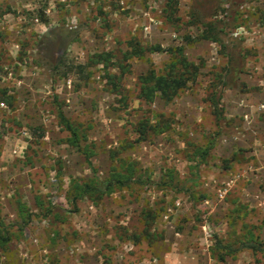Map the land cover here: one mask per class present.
Returning a JSON list of instances; mask_svg holds the SVG:
<instances>
[{"label": "rangeland", "instance_id": "rangeland-1", "mask_svg": "<svg viewBox=\"0 0 264 264\" xmlns=\"http://www.w3.org/2000/svg\"><path fill=\"white\" fill-rule=\"evenodd\" d=\"M177 1L168 21L166 0H0V234L11 238L0 264H264V0ZM209 25L219 42L197 39ZM131 41L184 45L199 77L171 103L146 104L139 77L170 55L127 58ZM104 52L112 61L96 64ZM145 115L160 124L137 142ZM118 150L145 185L78 197L109 177Z\"/></svg>", "mask_w": 264, "mask_h": 264}, {"label": "trees", "instance_id": "trees-1", "mask_svg": "<svg viewBox=\"0 0 264 264\" xmlns=\"http://www.w3.org/2000/svg\"><path fill=\"white\" fill-rule=\"evenodd\" d=\"M229 9L234 3L231 1L227 2ZM178 9L177 0H166L165 11L167 12V20L172 21ZM228 9L226 10V13ZM213 26H208L206 30L197 38L199 40H210L219 42V37L217 36ZM211 29V30H210ZM212 31L214 33H212ZM187 45L195 42V39L187 36L185 37ZM129 51L126 53L127 58L139 57L144 58L147 54L153 53H168L170 55L169 62L165 65L163 71L158 72L154 68H150L146 73L142 74L138 80L140 100L144 101L146 104H151L157 99H160L163 103L169 104L175 98H177L182 91H184L190 83L197 80L200 75V66L196 63L190 61L186 55L185 46L171 47L168 49L162 48L160 45H143L138 41H131L128 44ZM241 51L238 49L236 51H230L229 53V66L226 74V79L224 84L228 86H236L238 84L239 75L243 72V66L240 63ZM99 60H95V63H104L107 65L113 59V54L111 52H104L96 56ZM115 78L113 74H109V79L112 81ZM6 99V93L3 92L0 101ZM215 103V114L221 117V110L218 106L219 99ZM162 117V116H158ZM60 124L62 127L70 134L68 141L71 145L77 147L79 151L83 153L87 161H89L91 156V148H83L80 145V135L78 133L77 127L65 116V114L60 111L58 115ZM159 121H154L151 116L145 115L135 126V132L138 135L137 142H146L150 137L157 132L159 126ZM119 150L116 152H111V159L113 161V169L108 178L103 180H96L91 183H85L83 185L77 186L78 197L85 198L89 197L93 202L103 199L104 196L111 194L117 189H123L131 187L133 184L145 185V183L140 179V177L135 176V168L133 163L125 162L123 157H119ZM150 185H155L157 187L162 186H174V178H170L168 182H152ZM51 211V209H49ZM153 214V213H152ZM150 215L152 221L154 216ZM151 226L148 224L145 228V237L151 239L154 234L151 233ZM9 236H1L0 234V245L10 241ZM217 246L222 249H227L231 252H236L242 249H252V250H263L260 245L243 243L238 249L228 248L222 246L220 242H216Z\"/></svg>", "mask_w": 264, "mask_h": 264}, {"label": "built area", "instance_id": "built-area-1", "mask_svg": "<svg viewBox=\"0 0 264 264\" xmlns=\"http://www.w3.org/2000/svg\"><path fill=\"white\" fill-rule=\"evenodd\" d=\"M1 107H5V104L4 103H1Z\"/></svg>", "mask_w": 264, "mask_h": 264}]
</instances>
